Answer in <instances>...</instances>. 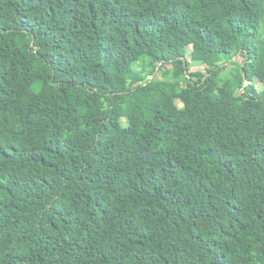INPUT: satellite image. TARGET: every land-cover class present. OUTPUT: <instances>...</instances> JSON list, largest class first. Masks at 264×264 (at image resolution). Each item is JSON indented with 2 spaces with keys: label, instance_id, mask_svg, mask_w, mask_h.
Returning <instances> with one entry per match:
<instances>
[{
  "label": "trees",
  "instance_id": "trees-1",
  "mask_svg": "<svg viewBox=\"0 0 264 264\" xmlns=\"http://www.w3.org/2000/svg\"><path fill=\"white\" fill-rule=\"evenodd\" d=\"M263 4L0 0V264H264Z\"/></svg>",
  "mask_w": 264,
  "mask_h": 264
},
{
  "label": "rangeland",
  "instance_id": "rangeland-1",
  "mask_svg": "<svg viewBox=\"0 0 264 264\" xmlns=\"http://www.w3.org/2000/svg\"><path fill=\"white\" fill-rule=\"evenodd\" d=\"M263 8H264V4H263ZM260 34H261L262 37L264 38V22H263V24H262L261 27H260ZM204 65H205V64H202V63H200V64H196V63H194V64H192V66L190 67V71H191V72H195L196 70H204V68H205ZM177 66H178V65H177ZM167 68H169V67H167ZM170 68H171V67H170ZM174 72H175V70H174ZM185 72H186V70H185V64L179 65L178 72H176L177 74H176L175 76H176V77H177V76L182 77V76L185 74ZM181 74H183V75H181ZM175 76H174V77H175ZM158 77H161V73H159ZM174 77H171V76H170V79H171L172 81H173V80L176 81V79H175ZM180 77H178V78H180ZM182 78H183V77H182Z\"/></svg>",
  "mask_w": 264,
  "mask_h": 264
}]
</instances>
